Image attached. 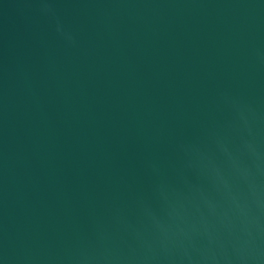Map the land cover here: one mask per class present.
<instances>
[{
	"label": "water",
	"instance_id": "95a60500",
	"mask_svg": "<svg viewBox=\"0 0 264 264\" xmlns=\"http://www.w3.org/2000/svg\"><path fill=\"white\" fill-rule=\"evenodd\" d=\"M0 264H264V0H0Z\"/></svg>",
	"mask_w": 264,
	"mask_h": 264
}]
</instances>
